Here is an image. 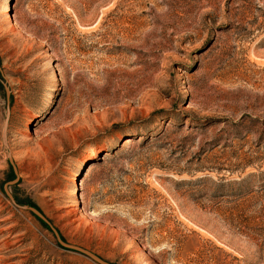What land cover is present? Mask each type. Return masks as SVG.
<instances>
[{"label":"rangeland","instance_id":"obj_1","mask_svg":"<svg viewBox=\"0 0 264 264\" xmlns=\"http://www.w3.org/2000/svg\"><path fill=\"white\" fill-rule=\"evenodd\" d=\"M0 21V264H100L25 205L111 264H264V189L176 184H264V0H0Z\"/></svg>","mask_w":264,"mask_h":264},{"label":"trees","instance_id":"obj_2","mask_svg":"<svg viewBox=\"0 0 264 264\" xmlns=\"http://www.w3.org/2000/svg\"><path fill=\"white\" fill-rule=\"evenodd\" d=\"M160 134V135H158ZM155 136L150 134V133H146V134H142L139 136H142L143 138H141V141L138 143V147L139 149L143 150L146 149L147 147H152V146H158V147H162L163 146V142H160L162 139V134L158 133ZM137 135L134 136V139H138L139 137ZM136 137V138H135ZM156 140V141H155ZM158 143V144H157ZM121 148V144L119 146H117L115 148V152H113V157L108 159V162L110 163H115L117 162V158H122L123 157V152H120L119 154H115L117 150H119ZM135 154V153H134ZM134 154L126 157L130 162L132 159H134ZM138 154V153H137ZM178 173H183V170H176ZM263 174V173H260ZM257 173L256 172H252L249 175H247L246 177L240 179V181H235V180H227L225 178H219V179H209L207 177H196V178H191V179H187V180H178L176 182V184L178 185H186V184H190V185H204V184H208L211 183L213 184L216 188H218L219 190L222 191H231L230 189H232L231 194L236 196V199L241 198V197H246L248 195H250L252 192L258 191V190H262L264 189V184H261L260 187H257L256 189L253 188L252 184L249 182V178H254V176H256ZM230 188V189H228ZM236 188V189H235ZM235 190V191H233Z\"/></svg>","mask_w":264,"mask_h":264},{"label":"water","instance_id":"obj_3","mask_svg":"<svg viewBox=\"0 0 264 264\" xmlns=\"http://www.w3.org/2000/svg\"><path fill=\"white\" fill-rule=\"evenodd\" d=\"M7 93H8V101H9V96H10V92H9V88H7ZM9 115H10V102L8 103V114H7V121L9 119ZM6 141V139H5ZM11 164L13 165V169L15 171V174H16V177L7 182L6 185H5V191L7 193V195L12 199L14 200V197L12 196V194L9 192L8 190V186L9 185H12V184H16L18 181H19V175H18V172H17V168L16 166L14 165V162L11 158ZM23 208L25 209H28L30 210L31 212H33L37 217H39L41 220H43L45 223H47L51 229L53 230L54 234L56 235L57 239L59 240L60 244L63 245L64 247H68V248H71V249H74L78 252H81L82 254L90 257L92 260L100 263V264H111L109 263L108 261L102 259L101 257H99L98 255L94 254L93 252L87 250V249H84L80 246H77V245H72V244H68L66 242H64L62 239H61V235L59 233V231L52 225V223L49 221V219L45 216V214H43L42 211H40L38 208L34 207V206H28V205H25V206H22Z\"/></svg>","mask_w":264,"mask_h":264},{"label":"bare ground","instance_id":"obj_4","mask_svg":"<svg viewBox=\"0 0 264 264\" xmlns=\"http://www.w3.org/2000/svg\"><path fill=\"white\" fill-rule=\"evenodd\" d=\"M3 4V3H2ZM5 11V10H4ZM8 16V15H7ZM1 22V21H0ZM15 22V21H14ZM18 21H16V23H17ZM20 23V22H19ZM23 24V23H22ZM17 27H18V24H17ZM16 27V28H17ZM25 28V27H24ZM23 28V29H24ZM21 31H22V28H19ZM18 29V30H19ZM32 30V29H31ZM2 31V30H1ZM35 31V30H34ZM26 35V34H25ZM28 36V35H27ZM29 38V37H28ZM30 38H31V36H30ZM34 38V37H33ZM35 38H36V36H35ZM130 141V139H128V141H126L127 143ZM92 172V171H91ZM74 194H76V191H72ZM70 196V195H69ZM72 196V195H71ZM75 196V195H74ZM74 198V197H73ZM76 198V197H75ZM73 202V201H72ZM64 203V202H63ZM73 205H76V204H69L68 203V201H66L63 205H62V208H70L71 206H73ZM73 210V209H72ZM70 211H71V209H70ZM69 212V211H68ZM71 213V212H70ZM85 213V212H84ZM92 213V212H91ZM69 214V213H68ZM93 214H95V213H93ZM97 214V213H96ZM88 214H86V216H87ZM91 215V214H90ZM68 216V215H67ZM96 216V215H95ZM90 217V216H89ZM89 217H87V218H89ZM105 218H106V216H105ZM111 220V219H110ZM103 221H104V218H103ZM107 221V220H106ZM106 223V222H105ZM109 223H110V221H109ZM114 223H116V222H114ZM107 224H108V222H107ZM126 231L124 230V233H125ZM127 234H129V233H127ZM127 234H124L125 236H127ZM135 238V237H134ZM135 240V239H134ZM137 241V240H136ZM135 241V242H136ZM132 242H133V240H132ZM134 242V243H135ZM132 244V243H131Z\"/></svg>","mask_w":264,"mask_h":264}]
</instances>
